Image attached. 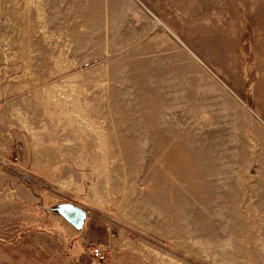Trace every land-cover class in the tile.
I'll return each instance as SVG.
<instances>
[{"label":"rangeland","instance_id":"374dc122","mask_svg":"<svg viewBox=\"0 0 264 264\" xmlns=\"http://www.w3.org/2000/svg\"><path fill=\"white\" fill-rule=\"evenodd\" d=\"M0 264H264V0H0Z\"/></svg>","mask_w":264,"mask_h":264},{"label":"water","instance_id":"95a60500","mask_svg":"<svg viewBox=\"0 0 264 264\" xmlns=\"http://www.w3.org/2000/svg\"><path fill=\"white\" fill-rule=\"evenodd\" d=\"M58 213L68 221L74 228L83 226L87 212L85 209L72 203H62L57 208Z\"/></svg>","mask_w":264,"mask_h":264},{"label":"built area","instance_id":"2783aa9c","mask_svg":"<svg viewBox=\"0 0 264 264\" xmlns=\"http://www.w3.org/2000/svg\"><path fill=\"white\" fill-rule=\"evenodd\" d=\"M91 254L98 261H104L106 258V255L103 253V249L100 247H93L91 249Z\"/></svg>","mask_w":264,"mask_h":264},{"label":"bare ground","instance_id":"6f19581e","mask_svg":"<svg viewBox=\"0 0 264 264\" xmlns=\"http://www.w3.org/2000/svg\"><path fill=\"white\" fill-rule=\"evenodd\" d=\"M161 25H163V24H161Z\"/></svg>","mask_w":264,"mask_h":264}]
</instances>
